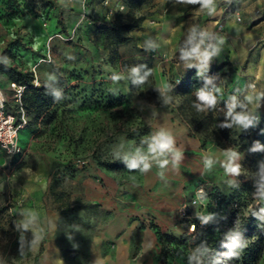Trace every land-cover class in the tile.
I'll return each mask as SVG.
<instances>
[{
    "label": "rangeland",
    "instance_id": "rangeland-1",
    "mask_svg": "<svg viewBox=\"0 0 264 264\" xmlns=\"http://www.w3.org/2000/svg\"><path fill=\"white\" fill-rule=\"evenodd\" d=\"M240 1L214 0V11L209 15V9L196 0H141L138 5L128 6L121 12L123 16L132 14L148 18L144 31L131 36L125 43L110 46L92 26L87 28L86 39L81 25L79 34L62 31L64 39L46 40L54 55V65L60 61L68 67L61 69L57 76L60 85L53 89L55 99L49 115L27 114L24 108L29 122L19 133L23 152L9 156L0 150L5 160L0 165V264H235L217 255L209 259L199 256L191 234L195 228L189 232V222L204 226L198 220L224 207L221 196L228 197L235 190L241 191L244 197L242 204L233 203L236 221L241 215L246 217L252 207L264 208V157L256 156L247 148L240 153H236L235 148H227L240 157L235 167L237 171L206 160L204 176L186 186L189 217L183 218L178 210L175 211L174 223L178 227L161 230L150 219L138 217L136 226L127 231L126 236L119 233L114 238L104 236V225L111 211L84 198L83 181L88 177L99 180L98 173L103 171L120 180L139 181L141 160L150 141L148 122L160 107L170 109L176 118L186 123L201 143L204 134L209 133L204 139V149L219 147L211 139L215 137L213 129H219L216 120H211L202 131L193 132L195 122L190 123L184 97L171 91L175 77L168 74L165 67L158 68L160 56L154 45L146 44H153L154 40L146 38H152L163 25L164 31L174 33L171 42L174 39L175 46L186 48L191 41L196 43L197 35L203 30L201 36L207 43L209 33L205 25L218 11L222 12L221 18L230 14L239 25H247L255 11L264 15V0ZM34 6L40 4L36 0H0V37L7 60L19 56L22 61V55H26L23 51H30L37 61L41 57L46 44H39L37 39L16 28V20L25 14L41 18L40 7L37 12ZM240 8L243 12L235 14ZM237 15L240 20L236 19ZM220 32H225L224 27ZM252 47L255 48L251 54L252 65L243 64L239 72L245 68L256 73L260 71L252 74L255 85L264 83L261 68L264 37L257 38ZM228 56L216 64L223 66L204 84H210L212 90H200L215 97L216 107L225 100L221 109L236 104L232 115L222 121V129L228 134L225 142L236 139L248 125L255 127L260 122V117H255L260 114L257 108L249 109L239 98L243 89L234 85L242 81L233 78L236 68ZM146 57L153 62L151 89L137 78V66ZM171 62L175 60L172 58ZM234 87L236 92H233ZM16 103L14 106L11 102L7 104L14 114L19 112ZM236 114L246 115L248 122H236ZM244 141L248 144L250 138ZM134 161L137 166L131 168ZM55 170L62 171V176L52 186ZM201 182H204V192L199 196L197 188ZM65 204H69L71 210L60 217ZM261 225L264 228V218ZM146 227L155 235L150 242L144 237ZM189 234L191 237L184 243L165 238L166 235L179 238ZM40 244L42 252H39ZM254 264H264V251Z\"/></svg>",
    "mask_w": 264,
    "mask_h": 264
},
{
    "label": "crops",
    "instance_id": "crops-1",
    "mask_svg": "<svg viewBox=\"0 0 264 264\" xmlns=\"http://www.w3.org/2000/svg\"><path fill=\"white\" fill-rule=\"evenodd\" d=\"M47 1L50 2L51 7L48 10L46 19L28 13L16 20V28L37 39L39 44H46V40L64 39L62 37L64 32L62 31L71 35L79 34L81 26L83 28L82 35L88 39L87 28L91 26V23L85 17L106 18L107 6H104L101 0ZM115 1L110 0V3L113 5ZM121 1L126 4L128 0ZM243 1L241 0L240 3ZM218 12L215 14V18L208 20L205 25L206 31L209 33L207 43L201 36L205 32L203 30L200 36L197 35L196 43L191 41V44L186 48L177 47L174 39L171 42L174 33L164 31L163 25H161V28L154 33L152 38H146L154 40V43L146 42V44L155 46V52L161 59L158 68L163 70L165 67L166 72L174 75L175 78L183 76L193 67H198V70L202 71L212 63L218 64L226 55H230L228 60L236 68L233 78L242 81V83L236 82L234 85L243 89L239 98L247 103L249 109L257 108V111L264 113V103H262L264 102V99H262L264 83L257 82L254 85L252 76V74H259L260 71L256 73V71L252 72L251 68H245L246 72H239L243 63L249 65L253 63L251 54L255 48L252 46L257 38L264 37V15L261 16L258 11H255L254 16L249 17L247 25H239L230 14L221 18L222 12ZM239 12H243L242 8H240V11H234L235 14ZM115 16L116 14L110 15L108 19H113ZM218 19L224 21V33L215 29V21ZM147 21L148 18L145 17L141 26L130 31V35L141 34L147 25ZM57 33H60L61 36L56 35ZM49 37L51 38L49 39ZM4 46L3 38L0 37V86L4 89L7 104L10 105L11 102L12 106L16 101L9 86L11 81L8 75L9 67L28 73L32 80L35 79L38 82V85L55 79L60 74L61 69L68 67L67 63L60 61L56 66L54 65V55L48 44L44 47L41 57L49 53L50 61H40L41 57L37 61L35 57H32L30 51L29 53L23 51L26 53V55L24 53L22 55L24 56L22 58L23 62L19 61V56L7 60L1 57ZM193 49H196V51L194 52ZM147 50L148 48L145 49V51ZM19 53L20 51H18ZM186 53L187 55H185ZM232 53L234 54L232 55ZM181 54L184 55L183 58L180 57ZM172 58L175 62H171ZM170 62L172 65H170ZM261 63L262 71H264V59H261ZM240 73L243 75L241 76ZM17 106L19 110V105L17 104ZM7 110L10 112L8 107ZM14 115L18 117L19 112ZM148 127L150 141L143 154L139 181L120 180L116 175L104 171L98 173L100 181L92 177H88L83 181L84 198L90 202L99 203L104 210L111 211V216L104 225V236L106 237L114 238L119 233H124V236H126L127 231L136 226L138 217L140 219H143V217L147 220L150 219L161 230L178 227L179 225L174 223L175 211L187 199L186 186L197 178L204 176L206 160L207 162L212 160L219 167L226 165L229 169L235 168L239 163L240 157L228 149L220 147L213 150L204 149L197 136L190 132L188 125L176 118L168 108H157L154 116L148 122ZM161 135L171 140V150L154 153L150 150L151 146ZM4 162L3 156H0V165ZM145 163L149 165L146 170L144 169ZM210 178L213 179V177ZM144 230L146 241H152L155 238L152 230L148 227Z\"/></svg>",
    "mask_w": 264,
    "mask_h": 264
},
{
    "label": "trees",
    "instance_id": "trees-1",
    "mask_svg": "<svg viewBox=\"0 0 264 264\" xmlns=\"http://www.w3.org/2000/svg\"><path fill=\"white\" fill-rule=\"evenodd\" d=\"M32 2L33 0H28ZM40 6H34V10L38 12L42 19H46L48 10L51 7L50 2L47 0H36ZM141 0H128L126 6H136ZM90 20L91 26L95 32L103 36L104 40L110 46H116L127 42L131 39L130 31L140 27L144 16L128 14L123 16L121 12H117L113 19L106 18H91L85 17ZM2 58L7 59V51H3ZM245 64V63H243ZM223 64H212L204 70H198V67L189 69L180 81H174L172 86V93L183 96L186 102L185 109L188 110L191 122H195L193 132L197 133L203 130L211 120H216L219 129H213L215 137H211L212 141L220 148H235L236 153L242 152L245 148L247 151L254 153L258 157H264V113H260V122L255 126L248 125L238 135L236 139H229L227 142L224 140L228 137L227 132L222 129V121L224 118L229 117L230 107L221 109V106L226 102L221 100L220 107L216 104L205 106V102L199 99L200 90L205 89V82L211 74L216 73ZM138 79L148 88H152V59L143 58L138 66ZM8 75L11 81L25 85L21 95V105L25 108L27 114L34 113L39 116L41 113L49 115L50 106L55 99V92L53 89L59 87V78L47 81L45 84L34 85L32 77L28 73H23L9 67ZM236 89L234 88L233 92ZM18 104V103H17ZM29 120V119H28ZM29 122V121H28ZM27 122V124H28ZM188 122V123H189ZM189 123V124H190ZM26 124V126H27ZM127 132V131H125ZM133 136L132 133H128ZM205 133L202 139L201 146H204V139L208 136ZM224 138V139H223ZM250 138L248 144L244 141ZM1 150V148H0ZM62 171H54L52 175V186L61 179ZM243 194L239 190H235L232 195L225 197L221 196L224 201V207H220V211L209 216L204 226H195L193 234V246L196 247V252L203 259H209L214 255L223 258L229 263L235 264H254L260 258L262 251H264V228H262V218H264V208L260 206L252 207L248 215L239 216L236 221V209L233 203L242 204ZM71 207L65 204L60 211V217L65 216ZM189 235H182L179 238L171 235H166L167 240H172L177 243H184ZM43 251L42 244L39 245V252Z\"/></svg>",
    "mask_w": 264,
    "mask_h": 264
},
{
    "label": "built area",
    "instance_id": "built-area-1",
    "mask_svg": "<svg viewBox=\"0 0 264 264\" xmlns=\"http://www.w3.org/2000/svg\"><path fill=\"white\" fill-rule=\"evenodd\" d=\"M102 4L104 6H107V12L105 14L106 19L109 18L110 15L116 14L117 12H122L126 4L121 0H116L115 4H111L110 0H101ZM237 20H240V16H236ZM224 27L223 21L221 19H218L215 21V29L218 31H221ZM56 35H60V33H57ZM51 37H49L50 39ZM50 61V55L49 53L45 54L43 57L40 58V61ZM181 77L175 78V82L178 83L180 81ZM33 84L38 85V82L33 79ZM10 88L13 91V97L14 100L19 105V115L16 117L13 113L8 112L7 110V99L4 92V89L0 86V148L1 151L6 153L9 156H17L23 152V147L20 144L19 141V132L22 130L27 122L28 117L24 111V108L21 105V95L24 90L25 85L17 83L15 81H10L9 83ZM205 90L207 92L212 90V86L210 84H206ZM260 114H256V118H259ZM81 164H84V160H78ZM204 182H201L199 184V187L197 188V193L199 196H201L204 192ZM188 207V202L185 200L181 203V205L178 208V214L183 217L187 218L189 215L186 213V209ZM209 218V215L203 216L201 219L198 220L200 225H203L207 222ZM195 222L191 221L189 222L188 231L192 232L195 228Z\"/></svg>",
    "mask_w": 264,
    "mask_h": 264
},
{
    "label": "clouds",
    "instance_id": "clouds-1",
    "mask_svg": "<svg viewBox=\"0 0 264 264\" xmlns=\"http://www.w3.org/2000/svg\"><path fill=\"white\" fill-rule=\"evenodd\" d=\"M196 2H200L201 6L203 8H208L209 9V15H211L212 12L214 11V8L212 7V5L214 4V0H196ZM193 51L195 52L196 49H193ZM185 55H187V53ZM142 79L143 78H141V81H142ZM199 99L201 101L209 104V105H212L215 103V97L213 95L205 92V91L200 92ZM235 107H236V104L233 103L230 107L229 115H232V109H234ZM234 120L238 123H241V124H245L246 122H248V118L244 114H236L234 116ZM171 144H172V142L168 137L161 135L159 138H157L155 140V142L151 146L150 150L154 153H156V152L163 153L165 151L171 150ZM141 163H143V160H141ZM136 166H137V164L135 161L130 165L131 168H135ZM148 167H149V165L145 163L144 169L146 170ZM232 171L236 172L237 170L235 168H232Z\"/></svg>",
    "mask_w": 264,
    "mask_h": 264
}]
</instances>
